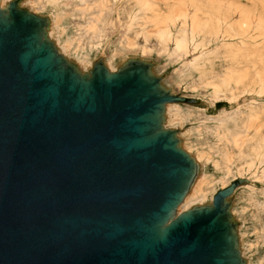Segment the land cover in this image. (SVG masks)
<instances>
[{
    "label": "water",
    "instance_id": "water-1",
    "mask_svg": "<svg viewBox=\"0 0 264 264\" xmlns=\"http://www.w3.org/2000/svg\"><path fill=\"white\" fill-rule=\"evenodd\" d=\"M41 25L0 13V264H236L231 189L167 223L193 172L174 97L141 66L77 76Z\"/></svg>",
    "mask_w": 264,
    "mask_h": 264
},
{
    "label": "bare ground",
    "instance_id": "bare-ground-1",
    "mask_svg": "<svg viewBox=\"0 0 264 264\" xmlns=\"http://www.w3.org/2000/svg\"><path fill=\"white\" fill-rule=\"evenodd\" d=\"M64 1L70 0H21L12 3L11 0H0V13L6 16L10 6L13 5L19 13L42 20L40 27L42 41L49 43L65 68L81 78L91 79L95 68L90 52L100 48L106 41L113 26L115 5L120 4L118 14L129 18L130 23L128 31L122 34L121 40L117 42L115 51L135 49L138 35L143 36L144 41L154 36L162 44L170 40L176 48L190 43L193 52L203 49V52L192 61L193 67L198 72L199 81L191 88L210 89L214 101H224L227 105L235 103L241 93L251 94V86L254 84H258L257 95L264 93V50H261V53L255 50L261 48L259 46H263L264 42L257 43L250 35L252 29L264 30L263 16L258 9H252L257 7V2L264 3V0H252L253 7L250 8L247 5L233 8L237 10L239 16L235 23L227 25L229 30L233 31L228 36H236L239 41L222 43L226 45L229 59V65L222 73L214 71L210 65L212 64L210 55L216 52L217 44L212 48H205L211 38H217L220 34V26L225 22V17L217 14L222 6L221 0H169V4H165L163 0H78L76 4L68 3L70 4L68 7L60 6L66 4ZM186 4L194 8L190 15L187 13ZM49 5L55 7L52 27L47 20L43 21L40 15ZM68 16L83 20L74 23L77 32L72 35L66 33L67 26L62 22V19ZM187 16H189L188 25L185 26L183 23ZM178 19L182 20V24L174 31L173 27ZM148 45L147 42L143 44V52L147 51ZM71 54L76 55L74 62L70 61ZM119 64L123 67L113 71L116 69L115 65ZM131 66L125 58L116 59L113 53L105 59L102 67L107 73L113 74L129 70ZM145 72L147 76L155 78L152 69L147 68ZM157 87L161 92L164 91L162 83L158 82ZM209 104L214 103L209 101ZM191 115L192 112L185 110L180 104L165 102L160 109L161 127L168 130L175 121L184 122ZM204 115L206 118L202 123L189 130L187 134L196 132L201 136L202 133H212L216 141L205 144V147L203 143L199 144L201 149L195 150L192 158V176L182 199L170 214L167 223L189 212L192 206L197 205V210L203 209L206 200L208 198L212 200L217 187L220 189L226 187L230 178L236 173L251 169L256 172L264 166V102L250 99L240 108L223 107L214 114L204 113ZM210 121L216 125H212ZM192 146L189 142L187 148L193 150ZM210 160L213 162L214 171L199 177L198 173L195 175V169L202 162ZM259 178L264 180V167ZM250 193L249 198L255 200ZM255 202L264 206L262 202L257 200ZM229 214H225L227 221ZM234 240L232 235L233 246ZM241 256H237L236 264H245ZM263 262L264 255L257 260V264Z\"/></svg>",
    "mask_w": 264,
    "mask_h": 264
},
{
    "label": "rangeland",
    "instance_id": "rangeland-1",
    "mask_svg": "<svg viewBox=\"0 0 264 264\" xmlns=\"http://www.w3.org/2000/svg\"><path fill=\"white\" fill-rule=\"evenodd\" d=\"M14 1L19 2L21 0H11V3ZM163 1L165 4H169V0ZM77 2L78 0L64 1L66 4H60V6L68 7L70 5L68 3L76 4ZM220 3L222 6L217 14L224 16L226 23H222V26H220L221 29L219 30L220 34L217 38H211L209 45L205 48H212L217 44L216 52L210 55V60L212 62L210 65H212L214 71L222 73L229 65L226 45H222V43L239 41L236 36H228L233 31L229 30L227 25L235 23L239 16L237 10H234L233 8L242 7L244 5H247L248 8H250L253 7V2L252 0H221ZM119 6L120 4L115 5L113 26L108 33L106 41L100 46V48L94 49L90 52L93 66L98 70L101 69L105 63V59L114 53L118 60L125 58L126 62L132 65L131 68L141 66L144 70L147 68L152 69L155 77L153 79L162 83L164 94L174 97L173 100L167 101V103L180 104L185 110L192 112V115L187 117L184 122L180 121L181 125H179V121H175L172 124V127L168 129V131L173 133L178 148L187 153L191 159L194 157L195 150L197 151L201 149L199 144L203 143V146L205 147V144L208 145L216 141V138L212 133H202L201 136L196 132L187 134L189 130L202 123L203 119L206 118L204 113L214 114L223 107L228 109L236 107L240 108L243 103L250 99H257L259 102H264V93H261L262 95H257L256 93L258 84L251 86V94L248 95L241 93V95L238 96L237 101L230 105H227L224 101H214L210 89H203L200 87L191 88L192 85H196L199 81L198 72L193 67L192 61L203 52V49L200 48L193 52L190 43L184 47L176 48L170 40L169 42L162 44L154 36H151L147 41H144V37L138 35V44L135 49H120L119 51H115L117 42L121 40V35L128 31L130 23L129 18H125L123 14H118ZM186 6L188 9L187 13L190 15L194 11V8L188 4H186ZM228 7L230 8L228 9ZM263 7L264 3L257 2V7L252 9H258L264 20ZM54 10L55 7L49 5L42 13H40L43 21L47 20L48 23L51 24V27L54 25L55 20ZM188 19L189 16L186 17L185 22L183 23L185 26L188 25ZM79 20L81 22L83 21L82 19H77L72 16L62 19L63 24L67 26L66 33L68 35L77 32L74 23ZM181 24V19L176 20L173 30L176 31L179 29ZM250 35L253 36V41L257 43L259 41L264 42V30L259 31L257 29H252ZM227 37L233 41L227 39ZM145 42L149 44V48L146 52H143L142 46ZM259 47L261 48H256L255 50L258 53H261L260 51L264 50V44ZM75 56V54L70 55L71 62H74ZM115 66L116 69L113 71H117L123 67L120 64ZM209 101H212L214 104L210 105ZM210 122L212 125H216V123L212 121ZM189 142L193 145L192 149L194 151L187 148ZM263 167L264 166L260 167L256 172L254 169H251L236 173L234 177L230 178V182L226 187L221 189L217 187L216 191V193H218L224 189H231L228 195L224 198L223 205L225 208V214L230 213L228 222L231 234L235 238L234 249L237 251L238 256L242 255L241 259L245 264H257V260L264 255V206H260L255 202V200H257L264 204V180L259 178ZM195 171V175L198 173V177L208 172L212 173L214 171L212 160L205 163L202 162ZM249 193L252 194L255 200L249 198ZM208 199L203 204L204 206L201 205L203 206V209L212 206L213 198L212 200H210V198ZM197 209L198 206L195 205L190 208V211H195ZM226 217L227 216H225V218Z\"/></svg>",
    "mask_w": 264,
    "mask_h": 264
}]
</instances>
